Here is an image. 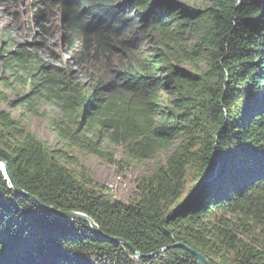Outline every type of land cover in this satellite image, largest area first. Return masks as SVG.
<instances>
[{
    "label": "trees",
    "instance_id": "obj_1",
    "mask_svg": "<svg viewBox=\"0 0 264 264\" xmlns=\"http://www.w3.org/2000/svg\"><path fill=\"white\" fill-rule=\"evenodd\" d=\"M39 1L42 11L61 7L66 40L79 56L106 57L123 45L115 36L118 11L157 31L166 52L114 65L108 81L87 92L85 83L42 73L43 66L22 79L6 63L12 81L30 91L10 99L11 77L0 79V159L22 191L44 206L89 216L103 235L14 193L0 171V264H198L180 248L147 257L175 241L212 264H264V0H209L192 8L122 0L110 9L102 4L108 0ZM15 60L21 69L25 61ZM200 62L206 71L173 66ZM41 100L80 118L56 128L62 147L103 158L104 136L131 161L171 151L138 179L126 202L111 200L77 172L66 151H48L6 110L24 105L35 114L31 106ZM188 179L193 184L180 200Z\"/></svg>",
    "mask_w": 264,
    "mask_h": 264
},
{
    "label": "rangeland",
    "instance_id": "obj_2",
    "mask_svg": "<svg viewBox=\"0 0 264 264\" xmlns=\"http://www.w3.org/2000/svg\"><path fill=\"white\" fill-rule=\"evenodd\" d=\"M50 3L49 0H46ZM58 2L60 0H57ZM103 2L104 8L110 9L118 6L122 0ZM176 4H184L189 8L199 5L207 6L209 0H169ZM54 1L52 3L55 4ZM49 6V5H47ZM112 6V7H111ZM44 7L39 0H3L0 2V79L10 78L11 90L7 95L15 100L17 94L27 96L29 86H22L12 81L11 70L7 62L14 64L17 76L24 79L32 73H39L36 67L43 66L41 72L56 71L60 79H68L71 83H85L84 92L91 91L97 81L106 82L111 73V67L121 63H139L145 60H157L160 53L166 50L160 47L162 36L157 31L147 28L134 13L117 12L119 19L116 38L123 45H115L111 54L106 57L78 55V50L72 49L66 40L65 18L59 5L50 4L49 9ZM123 48V52H119ZM188 48V46H187ZM9 55H8V53ZM11 57V60L9 59ZM154 57V58H153ZM16 58H21L25 63L19 69ZM147 61H145L146 63ZM172 64V63H171ZM205 63L177 64L173 66L189 71H204ZM207 69H205L206 71ZM159 103L166 105L168 96L161 93ZM35 114L27 111L26 106L19 105L8 110L12 116L20 117L26 132H31L42 142L48 151L63 149L68 155L67 161L77 165V172L86 173L90 180L97 184L103 194L111 200L126 202L135 191L138 179L149 176L154 168L165 161L171 149L159 151L152 158L140 161L128 159L121 147L109 144L105 137L100 138L98 149H102L100 156L87 153L78 148L63 146V140L57 136L59 126L75 125L79 121L71 111H63L59 104L48 101H37L32 104ZM87 121L84 120L83 125ZM72 157V158H71ZM110 159V160H108ZM111 161V162H109ZM191 179L187 180L182 200L187 195V190L192 186Z\"/></svg>",
    "mask_w": 264,
    "mask_h": 264
},
{
    "label": "water",
    "instance_id": "obj_3",
    "mask_svg": "<svg viewBox=\"0 0 264 264\" xmlns=\"http://www.w3.org/2000/svg\"><path fill=\"white\" fill-rule=\"evenodd\" d=\"M0 171L3 173L7 183L9 184V187L14 191V193L25 195L31 201L38 203L43 208H46L52 215H54L56 217H59V218H62V219H66V220H77V219L83 220V221L87 222L90 225V227L96 232V234H98L99 236L103 235L102 232L98 229L96 223L89 216H87V215H85V214H83L81 212L61 211V210L54 209V208L49 207V206H44L42 203H40V201L36 197H33L32 195L22 191L16 185L14 180L12 179V177H11L9 171H8L7 164L2 159H0ZM113 240L118 242V243H122V244L126 245L129 249L134 251V253L136 254V258L137 259H139L141 257V255L138 254V252L129 243L123 241L120 238H114ZM171 248H180V249H183V250L191 253L196 258L198 264H212L201 253L195 251L194 249L190 248L189 246H187L185 243H183L181 241H175V242H173L172 244H170L168 246L162 247V248L156 250L155 252L148 254L147 257H156L157 255H159V254L163 253L164 251H166L168 249H171Z\"/></svg>",
    "mask_w": 264,
    "mask_h": 264
}]
</instances>
